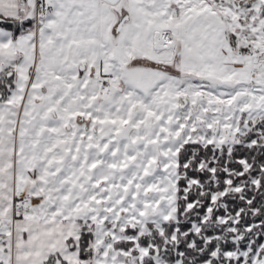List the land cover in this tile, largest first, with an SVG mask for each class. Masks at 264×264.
<instances>
[{
    "label": "snow or ice",
    "instance_id": "obj_1",
    "mask_svg": "<svg viewBox=\"0 0 264 264\" xmlns=\"http://www.w3.org/2000/svg\"><path fill=\"white\" fill-rule=\"evenodd\" d=\"M0 264H264V0H0Z\"/></svg>",
    "mask_w": 264,
    "mask_h": 264
}]
</instances>
